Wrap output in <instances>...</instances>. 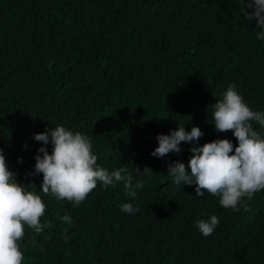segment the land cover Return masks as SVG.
Segmentation results:
<instances>
[{"label":"trees","instance_id":"16d2710c","mask_svg":"<svg viewBox=\"0 0 264 264\" xmlns=\"http://www.w3.org/2000/svg\"><path fill=\"white\" fill-rule=\"evenodd\" d=\"M247 2L0 0V148L17 181L34 183L41 223H51L40 234L25 226L23 264H264V190L226 209L195 186L173 185L169 165H187L192 144L151 155L156 137L178 126L199 127L201 147L238 146L212 116L230 85L264 112V40L244 16ZM57 125L90 138L98 167H126L144 185L137 196L99 182L78 207L45 196L43 175L27 173L45 146L34 136ZM125 203L139 211L122 212ZM213 215L219 224L204 237L195 224Z\"/></svg>","mask_w":264,"mask_h":264},{"label":"clouds","instance_id":"9594fccd","mask_svg":"<svg viewBox=\"0 0 264 264\" xmlns=\"http://www.w3.org/2000/svg\"><path fill=\"white\" fill-rule=\"evenodd\" d=\"M247 8L253 11L245 12L244 16L249 21H257V29L262 30L257 33V39L264 40V0H248ZM217 101L212 113L215 130L219 133L232 132L238 146L228 139H217L201 147L196 143L204 135L199 127L194 126L189 132L186 127L178 126L169 135L156 137L159 146L151 155L163 158L169 153L179 154L182 143L192 144V155L187 165L179 161L169 165L173 185L195 186L197 196L203 197L207 192L218 197L222 207L239 211L237 206L242 199H251L256 192L264 190V137L253 128V122L264 128V112L253 111L238 94L234 84ZM34 139L45 146L38 149L35 170L27 176L43 175L40 189L45 196L51 194L78 207L98 182L105 189L123 183L125 194L132 198L137 196V189L144 187L142 182L133 184L132 174L126 167L111 173L98 167V157L92 153V143L86 135L57 125L36 134ZM49 143L52 145L51 154L47 149ZM33 184L23 185L17 181L0 148V264H23L24 253L19 242L25 236V226L37 234L51 227L50 222L41 223V217L46 212L41 196L27 190ZM120 208L130 214L139 211L131 203H125ZM59 219L69 226L72 224L70 215ZM218 224L219 219L213 215L207 221H197L195 227L208 237ZM68 230L64 229L65 234Z\"/></svg>","mask_w":264,"mask_h":264}]
</instances>
